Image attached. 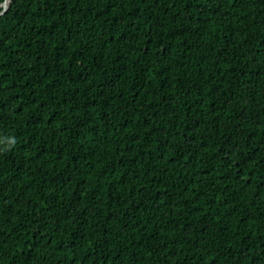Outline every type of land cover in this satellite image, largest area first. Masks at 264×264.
Listing matches in <instances>:
<instances>
[{
	"label": "trees",
	"instance_id": "1",
	"mask_svg": "<svg viewBox=\"0 0 264 264\" xmlns=\"http://www.w3.org/2000/svg\"><path fill=\"white\" fill-rule=\"evenodd\" d=\"M0 264H264V0H10Z\"/></svg>",
	"mask_w": 264,
	"mask_h": 264
},
{
	"label": "water",
	"instance_id": "2",
	"mask_svg": "<svg viewBox=\"0 0 264 264\" xmlns=\"http://www.w3.org/2000/svg\"><path fill=\"white\" fill-rule=\"evenodd\" d=\"M10 5V0H4L3 3L1 4L0 8L2 11L0 12V16L3 15L9 8Z\"/></svg>",
	"mask_w": 264,
	"mask_h": 264
},
{
	"label": "clouds",
	"instance_id": "3",
	"mask_svg": "<svg viewBox=\"0 0 264 264\" xmlns=\"http://www.w3.org/2000/svg\"><path fill=\"white\" fill-rule=\"evenodd\" d=\"M12 143H14V141H12Z\"/></svg>",
	"mask_w": 264,
	"mask_h": 264
}]
</instances>
